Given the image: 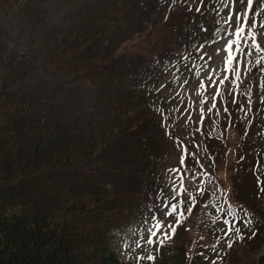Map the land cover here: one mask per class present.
Segmentation results:
<instances>
[{
	"label": "trees",
	"instance_id": "16d2710c",
	"mask_svg": "<svg viewBox=\"0 0 264 264\" xmlns=\"http://www.w3.org/2000/svg\"><path fill=\"white\" fill-rule=\"evenodd\" d=\"M154 1L0 0V264H128L107 235L142 218L139 159L152 152L124 91L150 33L152 63L164 29L179 30L170 0L149 15ZM260 209L207 263L179 239V264H264Z\"/></svg>",
	"mask_w": 264,
	"mask_h": 264
},
{
	"label": "rangeland",
	"instance_id": "374dc122",
	"mask_svg": "<svg viewBox=\"0 0 264 264\" xmlns=\"http://www.w3.org/2000/svg\"><path fill=\"white\" fill-rule=\"evenodd\" d=\"M158 1L160 0L154 1L152 5ZM177 1H179V5H181L180 0ZM262 2H264V0H255L252 11L255 12ZM152 5L147 7L144 2H142L140 4V10L142 13H146ZM189 6L193 8L191 12L188 10ZM197 6H200L201 9L203 6V0H193V6L188 4L185 9H180L179 13L184 15L185 18L192 15L195 20H199L200 14H195V8ZM232 7L234 9L233 17L228 25H224V21L228 22L229 20L228 9L223 5L221 0H217L215 8L217 15H219L218 25L211 26L214 30V36L217 37V43L213 45V49L210 53L211 57L209 58V56H205V58L202 59L200 55H196L189 59L182 57L181 61H177L179 62L178 65L187 61V66H170L171 64L168 65V63H166L163 66L158 67L153 64L163 62L164 58L151 63L156 50H159V48L156 46L153 48L152 36L150 33V36L145 41L144 47L134 51L143 56V58H140V61L136 66H146L145 68H139V72H145L146 76L141 75L137 80L134 76H130L131 79L135 78V82L131 81L132 83L128 85L129 87L127 91H124L129 95L125 102L130 104L128 116H132L139 112L140 109H148L149 106H153L160 115H163L164 111H166V113L167 111L168 113L179 112L185 115V110H187V117L193 118L197 121L198 129L201 121L205 119V127L210 134H221L222 130L229 122V117L227 116L224 107L227 102V95L232 94V92L228 93L229 87L233 84L232 77L229 76V71H232V74L236 73V69H239L240 71V69H242L241 63L245 66H249V70L257 65H261V67L252 72L254 75L250 78L251 82L246 83L247 87L252 85L257 94L254 99L252 97L250 105V100L247 99L246 93L243 92V95L239 100H235V96L232 94V103L235 106L233 119L236 123L235 126H238V130L228 136L227 142L236 144L239 141L237 143L239 144L243 135L249 132L250 140L254 141V145L252 147L253 155L248 153V158L253 159L254 161L258 159L259 162H263L264 117L260 116V113L264 114V96H262V90H264V65L256 63V60L261 57L259 52H256L252 47V38L247 35L248 28L245 27L243 34L239 36L236 35L237 25L235 21V13L242 12L244 5L241 4L240 0H235ZM163 10L164 5L156 3L152 6L149 15H159ZM258 22H264V13L258 16ZM248 24H251V20L248 21ZM190 31L191 29L189 32ZM254 34L256 36V43L258 44V40L264 37V29L257 27L254 30ZM126 39L131 38L129 36L125 37L120 44ZM230 40L235 43L229 45ZM129 49H132V47H129ZM230 55L232 56V62L231 64L226 65V61ZM146 60L149 61L147 65ZM225 77H227V79H225ZM221 81H223V83H221ZM201 84L203 87H201ZM213 97H215V101L220 108L218 116L215 119L211 118L213 115L210 116L206 109L207 106L210 107L215 102L212 99ZM202 99L205 101V108L203 109L200 106H197L196 102L193 103L194 101H200ZM182 100H188L187 104L180 105L179 103ZM233 100L236 102L234 103ZM249 106L250 111H241V108L248 109ZM196 109H198V112H196ZM196 113L197 116H195ZM173 119L181 125L187 122V119L184 118V116H176ZM157 125L159 128L154 129L156 138L149 141V147H151L153 151L157 149L156 154L161 153V156H164L160 164L156 166V168L161 167V171H159L161 172V177L157 178L163 185H165L164 189L166 188V190L170 192L167 200L178 196L182 203H186L184 204L186 206L185 208H192L190 205L187 207V204H190L191 194L202 186V179L200 177L204 176L203 173L199 174L200 169L198 168L196 157L192 154H190L189 157V153L184 152V150L186 151L187 146L191 144L194 148L196 147L194 150L196 154L202 152L201 150H204L207 162H211L208 158L209 155L214 156L217 153L218 159H222L223 154H227L228 148L224 147L222 142L217 144L212 135L207 136V145L210 148H200L192 139L194 137L190 136L185 141L169 137L168 131L172 130L179 132V129L176 126H173L172 123L165 121L162 124L157 123ZM248 127L249 130H247ZM192 130L194 131L191 133L192 135L197 134L196 128H193ZM237 144L233 147L237 146ZM255 148L258 149L257 152H255ZM181 158H183V164L180 162ZM222 162L223 160L221 163ZM230 165L234 167L236 166L234 163H230ZM182 168H185L184 171H188L187 177H184L183 173H181ZM145 170L147 169H144L143 171ZM214 173H216V177H214L215 181L219 183V185L212 187L214 190H219L221 192L223 189L227 188V192H231L232 186L243 187L245 189H250L252 186V180L250 179L252 174L250 171H245L241 175L242 177H238L235 174L230 176L229 171L220 166ZM147 191L155 193V191H153V186H149ZM217 202L218 199L215 198L213 203L216 204ZM158 205L156 216L164 222V224L157 221L151 223L149 220L138 222L136 224L138 226L133 224V226L138 228L151 227L148 231V236L139 241L140 243L138 242L135 247L127 252V254L133 258L134 264H179L181 260V240L179 239H185L187 256H189V258L197 252L199 249L198 246L203 247L215 243V241H211L206 237V225H204L196 215H181L188 219L187 226L186 229H178L180 224H177L175 228L169 222L172 219L174 209L171 208L167 202L163 204L159 203ZM222 205L223 204L221 203V206ZM153 224H155V228L158 227V230H152ZM173 228L175 231L172 230ZM220 228L224 229L222 224L220 225ZM150 233H155V235H150ZM169 239H171V245H173V247L175 245V247L171 250H165L162 253H158L157 248L159 243H168ZM149 240L152 241L151 244L148 243ZM224 248H227L225 240L215 252H220ZM250 253L251 252L247 251V249L244 251L242 248H238L237 251V254L241 255L243 259L248 258V255H251ZM149 255L152 256V259L149 260L151 262L147 259V256ZM202 259L207 263L214 259V255L212 253L202 252Z\"/></svg>",
	"mask_w": 264,
	"mask_h": 264
},
{
	"label": "snow or ice",
	"instance_id": "6c2138e0",
	"mask_svg": "<svg viewBox=\"0 0 264 264\" xmlns=\"http://www.w3.org/2000/svg\"><path fill=\"white\" fill-rule=\"evenodd\" d=\"M221 2L223 3V5L228 9V18L231 19L233 14H234V9L232 7V5L235 3V0H221ZM241 4L244 5L243 11L242 12H236L235 13V21H236V35L239 36L241 34L244 33L245 31V27L248 28V32L247 35L249 37L252 38V47L256 52H260L261 49L257 46L256 43V36L254 34V30L259 27L261 29H264V22H258V16L262 13H264V2L261 3L260 7L253 12V6L255 3V0H240ZM188 10L191 12L193 10V8L191 6L188 7ZM196 12H200V6H197L195 8ZM251 20V24H248V21ZM235 43L234 41H229V45ZM232 62V56L230 55L226 61V65L227 64H231ZM257 64H261L264 63V57L258 58L256 60ZM240 72L239 69H236V76L239 77ZM225 79H227V77H225ZM221 83H223V81H221ZM201 87H203V85L201 84ZM213 100H215V97L212 98ZM233 102L235 103L236 101L233 100ZM251 101H249V105H250ZM215 107V103H213V108ZM212 109H209V111H211ZM225 111H227V109H225ZM241 111H250V106L248 109L245 108H241ZM181 164H183V158H181ZM175 211V209H174ZM247 226V223L246 225ZM173 231H175V229H172ZM235 231L237 233H239V229H235ZM150 235H155V233H150ZM159 242V241H157ZM149 244L152 243L151 240L148 241ZM230 246V245H229ZM148 260L152 259V256H147Z\"/></svg>",
	"mask_w": 264,
	"mask_h": 264
}]
</instances>
